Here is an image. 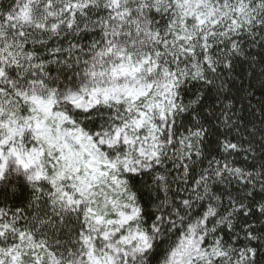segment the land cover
I'll use <instances>...</instances> for the list:
<instances>
[{
    "label": "snow or ice",
    "instance_id": "1",
    "mask_svg": "<svg viewBox=\"0 0 264 264\" xmlns=\"http://www.w3.org/2000/svg\"><path fill=\"white\" fill-rule=\"evenodd\" d=\"M0 264H264V0H0Z\"/></svg>",
    "mask_w": 264,
    "mask_h": 264
},
{
    "label": "clouds",
    "instance_id": "2",
    "mask_svg": "<svg viewBox=\"0 0 264 264\" xmlns=\"http://www.w3.org/2000/svg\"><path fill=\"white\" fill-rule=\"evenodd\" d=\"M7 191H8L9 196H11V195L13 194V191H14V190H13V188H12L11 186H9L8 189H7ZM15 191L18 192L19 189H16Z\"/></svg>",
    "mask_w": 264,
    "mask_h": 264
}]
</instances>
